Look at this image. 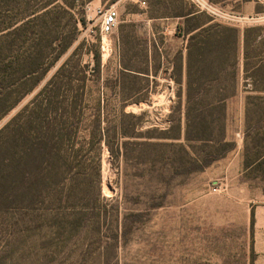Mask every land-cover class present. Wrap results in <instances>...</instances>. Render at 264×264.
<instances>
[{
    "label": "trees",
    "instance_id": "obj_1",
    "mask_svg": "<svg viewBox=\"0 0 264 264\" xmlns=\"http://www.w3.org/2000/svg\"><path fill=\"white\" fill-rule=\"evenodd\" d=\"M89 1L0 0V120L35 91L78 40L85 21L75 3L82 7ZM179 3L175 17L180 21L174 36L185 38L186 43L185 53H178L174 77L178 90L169 125L163 130L143 131L140 125L145 113L125 112L127 104L141 99L133 101L124 94V78L130 71L149 75L148 68L136 71L125 65L118 74L121 92L115 116L109 119L108 99L103 94L94 97V111L86 116L90 79L80 65L83 43H79L32 99L0 128V225L6 216L15 219L44 204V191L74 185L76 177L86 170L92 171L100 196L104 151L113 164L122 162L125 166L129 163L128 150L136 153L138 163L144 153L151 152L149 165L154 170L149 204L141 211L123 215L120 237L127 238L133 226L142 221L145 210L162 207L168 192L160 194L162 187L177 186L235 148L226 135V104L237 96L240 80L244 86L246 137L256 141L254 153L243 156V167L264 175V133L257 129L264 125V118L251 117L259 109L264 114V23L240 29L212 21L191 6L185 8L182 0ZM152 47L159 49L154 43ZM94 57L98 73L97 50ZM223 71L231 90H212ZM98 79L97 74L92 78L96 83ZM248 85L251 91L246 89Z\"/></svg>",
    "mask_w": 264,
    "mask_h": 264
},
{
    "label": "rangeland",
    "instance_id": "obj_2",
    "mask_svg": "<svg viewBox=\"0 0 264 264\" xmlns=\"http://www.w3.org/2000/svg\"><path fill=\"white\" fill-rule=\"evenodd\" d=\"M169 1L155 0L150 9H143L133 0H91L82 7L76 2L85 21V25L80 26L78 40L46 73L35 91L0 120V128L32 99L73 49L83 43L80 65L84 66V72L90 79L86 116L94 111V97L103 94L108 99L107 115L112 119L119 106L118 74L121 67L125 65L136 71L148 68L149 75L130 71L132 75L124 78V94L131 96L133 101L141 99L127 104L125 112L145 113L140 125L143 131L165 129L169 125L168 117L178 90L174 82L179 65L178 53L180 50L185 53L186 40L183 38L181 42L179 38L155 34L159 49H154L149 43L153 39L152 23L160 22H149L148 18L172 15L179 9L180 0L171 4ZM182 1L185 8L192 7L188 0ZM111 6L119 13L118 26L107 37L108 45L102 49L99 34L101 17L96 10ZM62 23L65 26L67 19L64 18ZM96 50L100 60L98 73L94 57ZM96 74L99 77L97 83L92 80ZM220 75L218 86L212 90L230 91L225 71ZM193 77L198 79V74ZM182 79L185 82L184 73ZM246 89L251 91L252 87L248 85ZM236 90L237 96L226 104V135L235 143V148L205 170L189 175L177 186L162 187L160 194L168 190L162 207L145 210L142 221L133 226L127 238L120 237L123 215L141 211L149 204L154 170L149 165L152 154L144 153L138 163L136 153L128 150L129 163L125 166L122 162L113 164L109 153L104 151L100 196L92 171L86 170L76 177L74 185L44 191L46 202L38 204L31 212L20 214L15 219L3 218L0 225V264H243L240 250L253 244V240L246 239L244 235L255 231L254 204L248 200L256 193L257 187L264 189V175L252 169L239 175L238 162L234 161V157L238 159L246 153L253 154L256 144L252 136L246 137L241 80ZM261 114L259 109L255 115L251 113V117L264 118ZM257 129L264 133V125H258ZM229 162L234 167L230 177L226 178L224 172ZM243 182L249 183L248 191L239 187ZM230 183L236 185L231 191ZM213 185L220 187L218 192H211Z\"/></svg>",
    "mask_w": 264,
    "mask_h": 264
},
{
    "label": "crops",
    "instance_id": "obj_3",
    "mask_svg": "<svg viewBox=\"0 0 264 264\" xmlns=\"http://www.w3.org/2000/svg\"><path fill=\"white\" fill-rule=\"evenodd\" d=\"M147 5L143 9L151 8L152 3L155 0H146ZM176 0H170L168 3L175 2ZM217 11L221 12L223 17L213 16L205 12H200L196 10V8L192 5L194 11L196 13H202L212 19V21L224 23V24H232L242 29L245 26L252 24H261L264 22V0H207ZM176 11L172 15H160L149 17V22H160V23H152L153 24V39L149 41L151 44H156L154 36L163 35L164 37L170 36L174 37L176 31V26L180 21V18L175 17ZM226 18V19H225ZM228 18L235 19V23H231ZM181 42L183 41V38ZM150 44V45H151ZM158 46V45H157ZM234 161L238 162V170L239 175L245 172L243 168V158L240 156L238 159L234 157ZM228 167L225 169V177L229 178L231 175V169L234 165L231 166L229 162L227 164ZM232 180V179H230ZM235 183H230V191L235 188ZM244 191H248L250 189L249 183L243 182L239 185ZM256 193L250 198L248 201L253 203L254 205V227L255 231L253 233H246L244 236L248 240H253V244H249L246 248L240 250L243 256V264H264V189L262 187H257L255 189ZM252 207V205H251ZM204 247H208L205 245ZM230 264V263H228Z\"/></svg>",
    "mask_w": 264,
    "mask_h": 264
},
{
    "label": "built area",
    "instance_id": "obj_4",
    "mask_svg": "<svg viewBox=\"0 0 264 264\" xmlns=\"http://www.w3.org/2000/svg\"><path fill=\"white\" fill-rule=\"evenodd\" d=\"M135 3H137L139 6L144 8L147 5L146 0H133ZM195 8L196 10L200 12H205L213 16H218V17H223L221 12L217 11L216 8H214L207 0H188ZM96 14L100 15L101 17V23L99 26V34L101 38V48L104 49V46L108 45L106 44L107 37L113 33V31L117 28L118 26V18H119V13L118 11L113 7L109 8H98L96 10ZM226 19V18H225ZM228 20L231 23H235V19L228 18ZM220 187L217 185H213L212 188L210 189L211 192H218Z\"/></svg>",
    "mask_w": 264,
    "mask_h": 264
}]
</instances>
